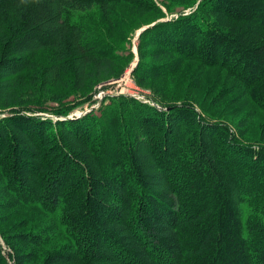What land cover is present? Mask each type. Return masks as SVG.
<instances>
[{"label":"trees","instance_id":"16d2710c","mask_svg":"<svg viewBox=\"0 0 264 264\" xmlns=\"http://www.w3.org/2000/svg\"><path fill=\"white\" fill-rule=\"evenodd\" d=\"M164 1L0 0V264H264V0ZM124 10L152 17L136 84L193 64L237 113L123 96L45 109L122 76Z\"/></svg>","mask_w":264,"mask_h":264},{"label":"rangeland","instance_id":"374dc122","mask_svg":"<svg viewBox=\"0 0 264 264\" xmlns=\"http://www.w3.org/2000/svg\"><path fill=\"white\" fill-rule=\"evenodd\" d=\"M157 2H162L164 4L167 3V1L164 0H157ZM172 8L176 9L175 14H178L181 11V8L178 6H174ZM162 9L163 12H166L163 6ZM175 14L170 15L166 12L165 17L172 18L176 16ZM123 15L127 19V25L119 33L121 37L120 47L124 48V53L131 54L132 58L128 64L129 66L125 69L122 76L114 81H109L99 85L96 88L98 90L97 93L91 96L89 101H84V97L80 94L63 93L62 96L64 99L62 101H52L50 99L47 101L45 100L43 103V107H45V109L54 113V111L62 105L70 108V116L80 117L90 111L98 110L102 104H108L109 100L113 97L123 96L140 100L147 105L162 108L163 110L164 107L161 105V102L165 104H180L181 102L188 100L192 102L194 107L203 115L209 114L215 119H220V113L228 118V115H230L232 111H238L236 110L235 105L228 103V98L222 100L219 103V106H214V99L219 96V93L223 89V81L219 80L217 72L213 70L206 71L200 77V71H198L196 66L193 64L185 65L180 73L170 79L151 82L146 87H140L136 84L133 76L131 75V70L137 62L139 34L147 27V23L152 25V17H135V15L130 14L128 10H124ZM149 24L148 26H151ZM198 78L200 79V84L198 87H195L194 80H197ZM171 98L174 100L170 101ZM232 99L234 98L232 97ZM238 109L242 110L238 113L237 118L246 116L248 110L246 107L241 106ZM46 114L40 115L55 118L51 114ZM0 116L3 117L2 114H0ZM257 134V121L255 118L250 122L248 138L251 140L256 139L255 135ZM25 217L27 216L24 214L22 219ZM17 221L18 220L10 221L6 226H4V229L14 227L17 225ZM28 229H31V227ZM9 231L13 230L11 229ZM10 233L12 232H6L5 235H12ZM3 239L4 237H0V241L5 251H11L10 246L7 245Z\"/></svg>","mask_w":264,"mask_h":264},{"label":"water","instance_id":"95a60500","mask_svg":"<svg viewBox=\"0 0 264 264\" xmlns=\"http://www.w3.org/2000/svg\"><path fill=\"white\" fill-rule=\"evenodd\" d=\"M144 29H145V28H144ZM144 29H143V30H144Z\"/></svg>","mask_w":264,"mask_h":264},{"label":"built area","instance_id":"2783aa9c","mask_svg":"<svg viewBox=\"0 0 264 264\" xmlns=\"http://www.w3.org/2000/svg\"><path fill=\"white\" fill-rule=\"evenodd\" d=\"M4 248V247H3Z\"/></svg>","mask_w":264,"mask_h":264}]
</instances>
